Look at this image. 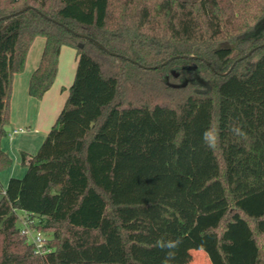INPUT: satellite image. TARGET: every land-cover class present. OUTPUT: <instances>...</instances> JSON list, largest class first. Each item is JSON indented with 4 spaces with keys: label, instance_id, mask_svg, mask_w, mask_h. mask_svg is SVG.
<instances>
[{
    "label": "trees",
    "instance_id": "16d2710c",
    "mask_svg": "<svg viewBox=\"0 0 264 264\" xmlns=\"http://www.w3.org/2000/svg\"><path fill=\"white\" fill-rule=\"evenodd\" d=\"M37 36L31 96L56 81L64 45L77 67L3 190L0 264H149L162 236H189L213 264H264V0H0V140ZM11 164L0 145V172Z\"/></svg>",
    "mask_w": 264,
    "mask_h": 264
},
{
    "label": "crops",
    "instance_id": "0c3cea01",
    "mask_svg": "<svg viewBox=\"0 0 264 264\" xmlns=\"http://www.w3.org/2000/svg\"><path fill=\"white\" fill-rule=\"evenodd\" d=\"M27 62H28V58H27ZM26 66H27V63H26ZM21 73H16L14 76V81H13L14 85H13L12 96H11L10 121L7 125H5L6 135H4L0 140V145L2 149L8 152L10 156H12L14 159V162L8 168L0 172V185L2 189V194H3V190L5 189L9 179H11L12 176L21 177L26 172V167L22 163L21 153L25 151L29 154H35L32 151H34L35 145L38 144L37 133H35L32 130V127L35 126V124L38 121L35 116L31 115L32 113L30 111V108L26 105L24 106V103H20L19 95L17 96V94H19L18 92L19 90L23 93L24 86L26 85V83H27L26 87H29V81L31 78L30 76L27 82V80L24 79ZM63 87H66V86H63ZM66 90H67V87H66ZM47 120H49L46 122L47 125L49 126L53 120L51 117ZM17 127H27L28 130L26 132H21V133L11 136L9 133L12 132V130ZM176 238H180L182 241V244L179 247V249L185 246L189 248L190 251L191 250L194 251V256H191V252L190 254H182L181 252H177L175 264H213L211 263L207 253L204 250L199 248L197 245H192L193 242L189 236L166 237V239H176ZM143 253L144 255L151 257V260L149 261L145 259V261H147V263L149 264H162V261L165 256V250H162L159 247H156L151 250H145L143 251ZM189 255H190V259H189Z\"/></svg>",
    "mask_w": 264,
    "mask_h": 264
},
{
    "label": "rangeland",
    "instance_id": "374dc122",
    "mask_svg": "<svg viewBox=\"0 0 264 264\" xmlns=\"http://www.w3.org/2000/svg\"><path fill=\"white\" fill-rule=\"evenodd\" d=\"M34 42L30 47L29 54H28V62L26 66V70H24L21 75L24 77V79L29 80L32 72L36 68L37 64L40 61V57L44 48L45 39L43 36H37L34 38ZM60 55V62H59V73L56 81L52 85V87L47 91L43 99H38L29 94L28 88L26 85L24 86L23 93L19 90L20 103H24V106H28L31 111V115L35 116L37 119V123L35 126L32 127V130L37 133V140L38 144L35 145L34 153L40 149L43 140L45 139V136L48 132V130L51 128L54 122H56L58 118V114L63 108V105L66 101L67 95H68V88L72 84L76 72L77 67V56L76 55V49L64 45L62 47ZM66 86V87H63ZM54 118L52 123L50 125H47V119ZM12 157V156H11ZM14 162V159L12 157V163ZM25 174V173H24ZM23 176V175H22ZM2 198V191H1V185H0V199ZM20 214V221L19 224H21V218L23 217V212L19 211ZM46 236L51 237V232L45 231ZM49 240L47 239V242ZM192 245H196L193 244ZM197 247V246H196ZM138 247L132 248V252L137 254L135 251ZM199 249V248H198ZM178 252H181L182 254H190L191 256H194V251L187 247L180 248ZM189 252V253H188ZM190 259V255H189Z\"/></svg>",
    "mask_w": 264,
    "mask_h": 264
},
{
    "label": "clouds",
    "instance_id": "9594fccd",
    "mask_svg": "<svg viewBox=\"0 0 264 264\" xmlns=\"http://www.w3.org/2000/svg\"><path fill=\"white\" fill-rule=\"evenodd\" d=\"M230 130L234 136L240 138H246L247 136V133L238 124H234ZM201 142L209 150L215 151L220 145L219 128L209 127L205 129L201 136ZM181 244L182 241L180 238L166 239L163 236L155 242L156 247L165 250V256L162 264H175L177 252Z\"/></svg>",
    "mask_w": 264,
    "mask_h": 264
},
{
    "label": "built area",
    "instance_id": "2783aa9c",
    "mask_svg": "<svg viewBox=\"0 0 264 264\" xmlns=\"http://www.w3.org/2000/svg\"><path fill=\"white\" fill-rule=\"evenodd\" d=\"M27 130V127H17L9 134L12 136L21 132H26ZM20 226L22 233L27 236L30 242H32L36 252L44 253L50 250L45 246L46 237L44 233L34 226V220L32 218L23 215Z\"/></svg>",
    "mask_w": 264,
    "mask_h": 264
},
{
    "label": "water",
    "instance_id": "95a60500",
    "mask_svg": "<svg viewBox=\"0 0 264 264\" xmlns=\"http://www.w3.org/2000/svg\"><path fill=\"white\" fill-rule=\"evenodd\" d=\"M80 46H83V44L81 43ZM102 47H103L104 49H106L103 45H102ZM231 69H232V68H231ZM185 84H186V82L183 83V85H185Z\"/></svg>",
    "mask_w": 264,
    "mask_h": 264
}]
</instances>
